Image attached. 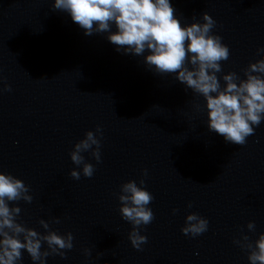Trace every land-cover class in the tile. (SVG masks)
Masks as SVG:
<instances>
[{"label": "water", "instance_id": "obj_1", "mask_svg": "<svg viewBox=\"0 0 264 264\" xmlns=\"http://www.w3.org/2000/svg\"><path fill=\"white\" fill-rule=\"evenodd\" d=\"M172 4L184 22L204 11L213 17V31L230 49L222 71L243 77L264 46V0ZM197 103L202 98L173 74L117 52L104 33L85 35L52 0H0V171L23 180L33 197L10 206L38 232L44 219L73 235L64 257L42 243L47 264H249L248 250L233 240L243 231L254 241L264 231V121L245 144L227 143L208 130ZM97 125L101 160L82 153L94 174L75 179L69 152ZM141 178L154 218L140 226L147 241L136 249L117 193ZM188 212L206 217L208 230L182 233ZM21 264H34L24 250Z\"/></svg>", "mask_w": 264, "mask_h": 264}, {"label": "clouds", "instance_id": "obj_2", "mask_svg": "<svg viewBox=\"0 0 264 264\" xmlns=\"http://www.w3.org/2000/svg\"><path fill=\"white\" fill-rule=\"evenodd\" d=\"M52 8L66 13L85 35L104 33L117 52L142 56L145 65L157 74H173L202 98L196 110L206 115L208 130L225 142L245 144L264 121V46L257 47L258 58L249 61L243 77L235 71H222L221 62L228 59L230 49L213 31L216 21L208 12H202L198 21L184 22L176 15L172 0H52ZM4 90L10 91V86L5 84ZM102 136V128L97 125L95 132L85 131L73 144L69 157L78 167L70 169L71 177L93 176L95 166L82 153L90 152L99 163ZM147 174V169H142V175ZM144 185L143 178L139 182L128 179L117 193L120 215L132 225L128 239L136 249L147 241L140 226L154 218L149 207L154 197ZM32 199L23 180L0 171V264H21L22 250L34 264H47L50 253L42 251V243L60 257L65 256L64 249L73 248L71 232L61 234L44 219L39 221L44 232L17 221L21 209L10 206V202ZM187 206L191 207V202ZM53 222L58 223V218ZM208 226L206 217L188 212L180 230L195 237L206 232ZM246 228L255 232V223L248 221ZM233 242L248 250L249 264H264V231L254 241L242 231ZM84 252L87 255L89 250L85 248Z\"/></svg>", "mask_w": 264, "mask_h": 264}]
</instances>
